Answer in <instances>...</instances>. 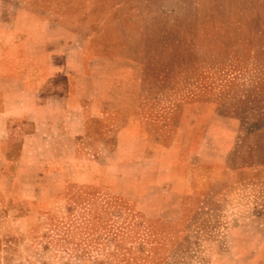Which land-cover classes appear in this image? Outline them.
<instances>
[{
	"label": "rangeland",
	"instance_id": "rangeland-1",
	"mask_svg": "<svg viewBox=\"0 0 264 264\" xmlns=\"http://www.w3.org/2000/svg\"><path fill=\"white\" fill-rule=\"evenodd\" d=\"M40 27L32 53L137 114L152 160L111 156L107 118L68 165L13 141L0 264H264V0H0V44Z\"/></svg>",
	"mask_w": 264,
	"mask_h": 264
},
{
	"label": "crops",
	"instance_id": "crops-1",
	"mask_svg": "<svg viewBox=\"0 0 264 264\" xmlns=\"http://www.w3.org/2000/svg\"><path fill=\"white\" fill-rule=\"evenodd\" d=\"M40 31L41 27L30 28L20 42L9 34L0 44V163H10L8 150L17 139L16 163H23L29 147L39 143L42 164H71L77 137H88L95 118L115 123L111 156L121 157L125 148L135 147L141 151L142 163H150L138 115L122 108L107 110L100 102L95 105L91 94L80 97L76 92L78 77L73 72L66 80L64 77L67 54L50 49L48 44L41 46V52L32 53L33 35Z\"/></svg>",
	"mask_w": 264,
	"mask_h": 264
}]
</instances>
